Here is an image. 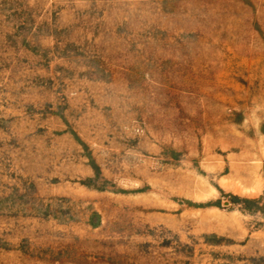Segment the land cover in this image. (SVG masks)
Returning a JSON list of instances; mask_svg holds the SVG:
<instances>
[{
    "label": "rangeland",
    "instance_id": "1",
    "mask_svg": "<svg viewBox=\"0 0 264 264\" xmlns=\"http://www.w3.org/2000/svg\"><path fill=\"white\" fill-rule=\"evenodd\" d=\"M0 264H264V0H0Z\"/></svg>",
    "mask_w": 264,
    "mask_h": 264
}]
</instances>
